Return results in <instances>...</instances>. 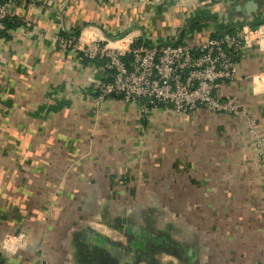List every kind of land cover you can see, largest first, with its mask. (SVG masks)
<instances>
[{
  "label": "crops",
  "instance_id": "obj_1",
  "mask_svg": "<svg viewBox=\"0 0 264 264\" xmlns=\"http://www.w3.org/2000/svg\"><path fill=\"white\" fill-rule=\"evenodd\" d=\"M11 1L0 33L4 264H264V41L240 48L217 89L244 108L237 118L98 102L106 69L60 42L198 44L215 25L264 20V0Z\"/></svg>",
  "mask_w": 264,
  "mask_h": 264
},
{
  "label": "built area",
  "instance_id": "obj_2",
  "mask_svg": "<svg viewBox=\"0 0 264 264\" xmlns=\"http://www.w3.org/2000/svg\"><path fill=\"white\" fill-rule=\"evenodd\" d=\"M15 7L11 0H0V32L6 31V24L14 23ZM263 41L264 25L237 27L198 44L153 46L136 40L124 47L83 38L60 42L77 48L84 59L105 61L104 68L111 73L98 88V102L120 95L143 109L147 105L168 106L178 116L204 108L237 118L245 116L244 108L233 95H219L217 89L233 80L240 48L260 46ZM248 122L253 125L252 119Z\"/></svg>",
  "mask_w": 264,
  "mask_h": 264
},
{
  "label": "water",
  "instance_id": "obj_3",
  "mask_svg": "<svg viewBox=\"0 0 264 264\" xmlns=\"http://www.w3.org/2000/svg\"><path fill=\"white\" fill-rule=\"evenodd\" d=\"M261 25H264V20H254V21H251V22H247V23H233L231 24L227 29L225 30H220L218 28L217 25H215V29H216V32H217V36L218 37H222L224 35H227L229 34L230 32H232L235 28L237 27H241V26H261ZM174 44H177V43H174ZM174 44H163L162 46H167V45H174Z\"/></svg>",
  "mask_w": 264,
  "mask_h": 264
},
{
  "label": "trees",
  "instance_id": "obj_4",
  "mask_svg": "<svg viewBox=\"0 0 264 264\" xmlns=\"http://www.w3.org/2000/svg\"><path fill=\"white\" fill-rule=\"evenodd\" d=\"M6 31L5 32H0V33H6L7 30L11 27V24H6ZM216 37V35H215ZM218 37V36H217ZM87 60V59H84ZM94 62H97L99 65H102L103 67H105V61H101V60H95ZM106 71V78L104 79V81H108V76L110 75V71L109 70H105ZM159 107V106H157ZM147 108H152V105H147ZM0 264H4V260L1 258L0 256Z\"/></svg>",
  "mask_w": 264,
  "mask_h": 264
},
{
  "label": "rangeland",
  "instance_id": "obj_5",
  "mask_svg": "<svg viewBox=\"0 0 264 264\" xmlns=\"http://www.w3.org/2000/svg\"><path fill=\"white\" fill-rule=\"evenodd\" d=\"M224 95V94H223ZM199 109H203V110H206V109H204V108H199ZM198 110V109H197ZM206 111H208V110H206ZM208 112H210V111H208ZM225 115V114H224ZM143 197V196H142Z\"/></svg>",
  "mask_w": 264,
  "mask_h": 264
}]
</instances>
